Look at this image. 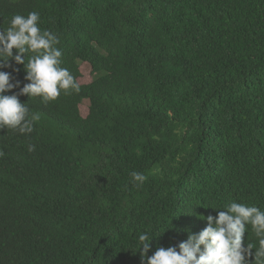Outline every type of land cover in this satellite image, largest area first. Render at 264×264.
Listing matches in <instances>:
<instances>
[{
    "label": "trees",
    "instance_id": "trees-1",
    "mask_svg": "<svg viewBox=\"0 0 264 264\" xmlns=\"http://www.w3.org/2000/svg\"><path fill=\"white\" fill-rule=\"evenodd\" d=\"M0 264H264V0H0Z\"/></svg>",
    "mask_w": 264,
    "mask_h": 264
},
{
    "label": "rangeland",
    "instance_id": "rangeland-1",
    "mask_svg": "<svg viewBox=\"0 0 264 264\" xmlns=\"http://www.w3.org/2000/svg\"><path fill=\"white\" fill-rule=\"evenodd\" d=\"M81 72H82V76L80 78H78L79 83H88L92 80V73H91V67L90 65L87 63H82L81 64V68H80ZM88 106H89V101L88 100H84L81 105H80V110H81V114L83 116H85L88 112Z\"/></svg>",
    "mask_w": 264,
    "mask_h": 264
}]
</instances>
